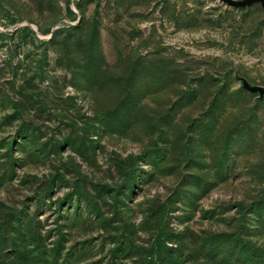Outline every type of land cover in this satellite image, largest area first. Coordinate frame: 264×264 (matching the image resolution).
<instances>
[{
	"label": "rangeland",
	"instance_id": "374dc122",
	"mask_svg": "<svg viewBox=\"0 0 264 264\" xmlns=\"http://www.w3.org/2000/svg\"><path fill=\"white\" fill-rule=\"evenodd\" d=\"M0 264H264V0H0Z\"/></svg>",
	"mask_w": 264,
	"mask_h": 264
}]
</instances>
